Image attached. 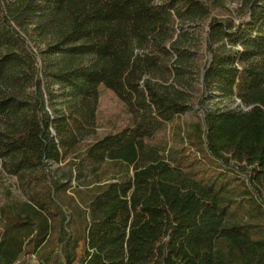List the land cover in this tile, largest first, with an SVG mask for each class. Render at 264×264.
<instances>
[{"label":"trees","instance_id":"16d2710c","mask_svg":"<svg viewBox=\"0 0 264 264\" xmlns=\"http://www.w3.org/2000/svg\"><path fill=\"white\" fill-rule=\"evenodd\" d=\"M0 163V264H264V0H0Z\"/></svg>","mask_w":264,"mask_h":264},{"label":"rangeland","instance_id":"374dc122","mask_svg":"<svg viewBox=\"0 0 264 264\" xmlns=\"http://www.w3.org/2000/svg\"><path fill=\"white\" fill-rule=\"evenodd\" d=\"M100 107L98 110V135L99 137L105 135L106 133L117 132L123 128L129 127L134 124L133 118L127 111L125 107L116 96L109 90L105 88L100 89ZM219 99L209 98L207 104L209 106H216ZM225 105V104H222ZM191 117L189 115L182 116L178 123L185 124L189 122ZM177 123V122H176ZM165 140H168V149L174 146V141L172 140L171 129L169 125L164 134ZM129 173L132 175V169H128L125 166L118 164L111 165V172L106 176H111V178H119V176ZM92 178V177H91ZM92 180V179H91ZM77 182L72 183V188L69 191L76 189ZM81 189H85L81 187ZM21 193L19 190L18 180L14 176L6 174L2 170L0 163V208L9 201H15L21 198ZM81 245L78 246V253L80 254ZM65 260L60 248L56 249L50 256L45 260L40 261L35 255L28 256L24 264H64ZM75 264H78L75 263Z\"/></svg>","mask_w":264,"mask_h":264}]
</instances>
